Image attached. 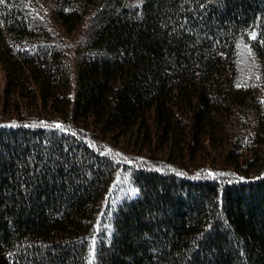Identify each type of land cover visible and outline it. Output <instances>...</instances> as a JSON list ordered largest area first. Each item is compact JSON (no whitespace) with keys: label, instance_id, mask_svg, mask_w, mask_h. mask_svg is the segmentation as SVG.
<instances>
[{"label":"trees","instance_id":"trees-1","mask_svg":"<svg viewBox=\"0 0 264 264\" xmlns=\"http://www.w3.org/2000/svg\"><path fill=\"white\" fill-rule=\"evenodd\" d=\"M90 261L264 264V0H0V264Z\"/></svg>","mask_w":264,"mask_h":264},{"label":"snow or ice","instance_id":"snow-or-ice-1","mask_svg":"<svg viewBox=\"0 0 264 264\" xmlns=\"http://www.w3.org/2000/svg\"><path fill=\"white\" fill-rule=\"evenodd\" d=\"M209 3H214V4H216L217 6H219V0H209ZM249 37L251 38V39H253V40H255L256 39V33L255 32H251V33H249ZM251 51V49H249V52ZM57 128H61L62 126H60V125H57L56 126ZM209 175H214V174H212V173H209ZM94 245H95V241H93V257L95 256V249H94ZM90 264H91V261H90Z\"/></svg>","mask_w":264,"mask_h":264},{"label":"rangeland","instance_id":"rangeland-1","mask_svg":"<svg viewBox=\"0 0 264 264\" xmlns=\"http://www.w3.org/2000/svg\"><path fill=\"white\" fill-rule=\"evenodd\" d=\"M251 63H253V60L251 61Z\"/></svg>","mask_w":264,"mask_h":264}]
</instances>
